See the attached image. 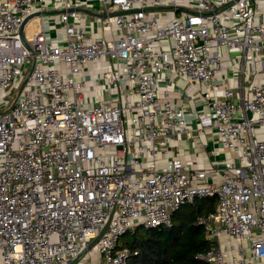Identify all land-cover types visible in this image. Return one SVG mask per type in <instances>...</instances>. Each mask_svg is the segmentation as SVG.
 Listing matches in <instances>:
<instances>
[{
  "label": "built area",
  "instance_id": "1",
  "mask_svg": "<svg viewBox=\"0 0 264 264\" xmlns=\"http://www.w3.org/2000/svg\"><path fill=\"white\" fill-rule=\"evenodd\" d=\"M263 76L264 0H0V264H128L210 196L197 259L264 264ZM208 130L224 159L190 169Z\"/></svg>",
  "mask_w": 264,
  "mask_h": 264
},
{
  "label": "trees",
  "instance_id": "2",
  "mask_svg": "<svg viewBox=\"0 0 264 264\" xmlns=\"http://www.w3.org/2000/svg\"><path fill=\"white\" fill-rule=\"evenodd\" d=\"M217 197L197 198L186 209L182 206L173 215L170 227L138 226L123 244L133 251L128 264H201L196 255L210 249L212 242L198 224V217L213 211Z\"/></svg>",
  "mask_w": 264,
  "mask_h": 264
},
{
  "label": "crops",
  "instance_id": "3",
  "mask_svg": "<svg viewBox=\"0 0 264 264\" xmlns=\"http://www.w3.org/2000/svg\"><path fill=\"white\" fill-rule=\"evenodd\" d=\"M181 82L173 90L174 99L185 105L190 111L202 108L201 97L192 98L186 92L181 94ZM173 152L181 155L190 169L200 166H215L224 159L225 151L220 147L216 131L208 130L205 134H194L190 139H183L172 147Z\"/></svg>",
  "mask_w": 264,
  "mask_h": 264
},
{
  "label": "rangeland",
  "instance_id": "4",
  "mask_svg": "<svg viewBox=\"0 0 264 264\" xmlns=\"http://www.w3.org/2000/svg\"><path fill=\"white\" fill-rule=\"evenodd\" d=\"M39 29H40V21H39V18H38V17H34V18H32V19L29 21V23H28V25L26 26V28H25V30H26V34H27L28 36L33 35V34L36 33L37 31H39ZM31 66H32V62L30 61V62L28 63V65L26 66V68H28V70H29V69H31ZM263 78H264V76H263ZM190 206H191V205H185L184 207H185L186 209H188V208H190ZM131 235H132V233H128V234H126L125 236H123V237L121 238V242H123V240H125V239H127V238H131ZM81 259H82V257H81Z\"/></svg>",
  "mask_w": 264,
  "mask_h": 264
},
{
  "label": "water",
  "instance_id": "5",
  "mask_svg": "<svg viewBox=\"0 0 264 264\" xmlns=\"http://www.w3.org/2000/svg\"><path fill=\"white\" fill-rule=\"evenodd\" d=\"M27 21V20H26ZM26 21L24 22V24L22 25V30L24 28V25L26 24ZM23 36V33H22ZM111 221V218L108 220V222L106 223L105 227L103 228V230L100 232V234L90 243L89 247H93L101 238V236L104 234V232L107 230L109 223Z\"/></svg>",
  "mask_w": 264,
  "mask_h": 264
}]
</instances>
